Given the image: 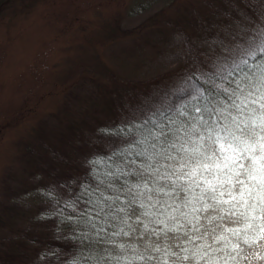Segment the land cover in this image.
I'll list each match as a JSON object with an SVG mask.
<instances>
[{
	"label": "snow or ice",
	"instance_id": "snow-or-ice-1",
	"mask_svg": "<svg viewBox=\"0 0 264 264\" xmlns=\"http://www.w3.org/2000/svg\"><path fill=\"white\" fill-rule=\"evenodd\" d=\"M230 13L205 59L99 129L80 177L50 185L67 264L264 261V0ZM60 229L58 228V231Z\"/></svg>",
	"mask_w": 264,
	"mask_h": 264
},
{
	"label": "rangeland",
	"instance_id": "rangeland-1",
	"mask_svg": "<svg viewBox=\"0 0 264 264\" xmlns=\"http://www.w3.org/2000/svg\"><path fill=\"white\" fill-rule=\"evenodd\" d=\"M141 1L0 0V256L8 264H60L49 253L56 232L42 231L52 204L41 194L82 176L86 157L104 147L98 130L129 113L117 114L118 103L173 87L170 72L185 65L187 47L212 50L214 35L196 15L218 0H143L137 12ZM49 147L61 157L40 164ZM33 238L41 241L28 250ZM45 242L54 244L47 255L36 250Z\"/></svg>",
	"mask_w": 264,
	"mask_h": 264
},
{
	"label": "trees",
	"instance_id": "trees-1",
	"mask_svg": "<svg viewBox=\"0 0 264 264\" xmlns=\"http://www.w3.org/2000/svg\"><path fill=\"white\" fill-rule=\"evenodd\" d=\"M143 0L139 3L140 6H136L135 7V11L139 12L142 11L144 8V4L142 3ZM259 3V0H218L215 3L209 4V6L207 7V12L205 14L199 13L197 12L196 18L201 22L199 23L200 25H204V29L203 32L204 34L207 36H211V35H215L217 31H214L211 34V31H213V29H219L221 30L225 24V22H227L231 16L230 13H236L239 9H247L249 8V6H252V11H255V5ZM213 18H216V22H220L221 26H219L218 24L215 23V25H212V21ZM202 27V26H201ZM211 39V38H210ZM196 47V46H194ZM193 46L191 47L192 52H195L196 54L199 55L200 59L203 60L205 59V53H211V49L209 47L208 50L202 49L200 48V45L197 46L196 48H194ZM185 65L175 68L174 70H172L170 73L177 77H180L183 75V73L188 70L191 66H192V56L191 53L189 51V47H187L186 50V57L184 59ZM173 72V73H172ZM118 102V101H117ZM118 107H116L117 109V114L121 115L120 113L123 111L124 109L128 108L133 105V103L131 101H124L123 103V107L119 106V103L117 104ZM129 114V113H128ZM126 114V115H128ZM112 125V124H111ZM46 155L45 156H37L35 157L36 161L39 162L40 164H44L43 160L44 158L46 159H50V158H54V159H58V156L61 157V154L57 151H54L53 149H51V147H49V149L45 152ZM54 153V154H53ZM48 154V155H47ZM35 193L32 192L31 196H34ZM42 199H44L46 202L50 201L46 195L44 194V192L41 194ZM46 212H44V214L41 216L44 221L42 222L44 225L42 231H47L48 233H50L52 230H54L55 233V239L52 240V242L56 243L57 241L59 242L58 247L57 248H51L52 246H54V244L52 242L47 243L45 242V244L38 246V249H36L38 252H43V255H47L46 253V249H50L51 248V252L50 255L55 258V261L60 262V264H67L68 260L70 258H72L75 255V248L74 246L76 245L77 241H74L73 239H71L69 233H70V228L66 227L63 223H58V218L56 216H48L45 214ZM53 220H55V222H53ZM58 228L60 229L58 231ZM57 235V236H56ZM11 237V236H9ZM47 238V236H46ZM10 240L12 238H9ZM35 240H32L30 243V246H32V242L34 243H39L41 240L37 239V238H33ZM17 238H15L14 241H16ZM37 246H34L33 248H28V250H32ZM0 250H6V246L1 245ZM10 250H12V248H10ZM15 254V255H14ZM12 257H17L16 251L14 250L11 254ZM2 258V259H1ZM0 264H8L9 260L12 261V259L10 258V256L5 255H1L0 256ZM264 264V263H263Z\"/></svg>",
	"mask_w": 264,
	"mask_h": 264
}]
</instances>
